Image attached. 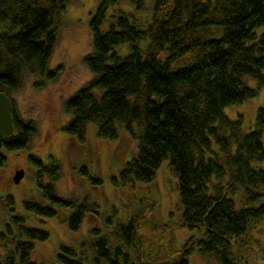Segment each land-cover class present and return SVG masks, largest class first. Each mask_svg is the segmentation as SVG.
I'll return each instance as SVG.
<instances>
[{"label": "trees", "instance_id": "16d2710c", "mask_svg": "<svg viewBox=\"0 0 264 264\" xmlns=\"http://www.w3.org/2000/svg\"><path fill=\"white\" fill-rule=\"evenodd\" d=\"M72 1L0 0V92L10 96L26 74L38 75L36 86L56 79L60 69L49 63L62 14ZM120 1L101 0L90 20L93 49L84 63L93 77L65 101L72 117L63 130L83 142L88 124L96 122L102 138L117 139L122 129L136 140V153L112 176L116 184L151 182L168 160L178 174L179 225L196 228L201 236L190 237L173 261H143L140 256L151 255L145 240L137 244L132 216L119 219L111 233L89 227L79 250L61 245L57 258L62 264H189L197 247L219 264H241L234 244L264 217V203L246 205L241 191L255 199V189L264 184V168L253 165L264 161V107L249 132L243 115L232 119L224 109L264 87V31L257 34L264 28V0H127V9L109 13ZM247 75L258 88L245 83ZM13 123L11 135L0 134V166L7 160L3 150L28 148L36 133L35 122L20 118L14 107ZM29 161L47 202L26 199L27 211L53 217L59 208L72 209L67 221L73 230L88 213L99 214L91 193L82 199L57 193L58 161L47 163L33 153ZM81 170L90 180L102 181L87 166ZM239 192L241 207L236 204ZM7 198L14 203L12 195ZM26 222L25 216L10 214L0 232L7 249L0 264H48L32 260L31 251L34 241L46 240L49 232Z\"/></svg>", "mask_w": 264, "mask_h": 264}, {"label": "rangeland", "instance_id": "374dc122", "mask_svg": "<svg viewBox=\"0 0 264 264\" xmlns=\"http://www.w3.org/2000/svg\"><path fill=\"white\" fill-rule=\"evenodd\" d=\"M100 1L73 0L63 12L58 39L49 63L51 69H60L56 79L36 86L38 75L26 74L22 86L10 93L15 113L24 120L34 121L36 133L31 137L28 148L3 150L7 160L0 166V232L9 223L10 214L25 216L27 224L49 232L46 240L34 241L31 259L48 264H62L57 258L61 245L79 250L89 227L98 226L102 233H111L119 219L127 221L133 216L138 225L137 244L145 240V251L151 255L140 256L143 261L149 258L173 261L175 252L188 243L190 237L199 238L201 234L196 228L179 225L182 206L179 203L178 174L172 171L169 161L161 163L151 182L116 184L112 176L118 175L126 161L136 153V140L122 129L117 139L102 138L97 134L96 122L88 124L83 142L63 130L72 117L65 110V101L93 77L92 71L84 63V57L93 49L90 20ZM127 2L121 0L109 13L119 8L127 9ZM145 14L141 13L139 16ZM263 31L264 28H259L258 36ZM244 80L248 86L258 88V82L253 77L247 75ZM258 90L256 96L241 103L229 104L224 109L232 119L243 115V128L246 132L255 129L257 111L264 107V87ZM262 141L264 144V132ZM30 153L38 155L47 163L52 158L58 161L62 174L54 183L57 193L66 198L79 199L91 193L98 200L99 214L93 216L88 213L80 227L73 230L67 221L72 209L59 208V214L53 217L27 211L24 207L26 199L47 202L37 186L35 167L29 161ZM253 165L264 168V161L253 162ZM84 166L88 167L90 174L99 176L102 181L90 180L85 169L81 170ZM18 169H24V176L19 182H15L14 175ZM47 180L45 177V181ZM241 191L246 205L255 207L264 203V184L255 189L258 193L255 199H248L249 194H244L242 188ZM8 195L14 197V203L9 202ZM153 196H156L155 200ZM241 196L239 192L237 207L242 205ZM6 251L0 237V259ZM233 251L241 264H264V217L252 224L247 236L239 238ZM135 256L137 257L133 254V261H136ZM189 264L219 263L213 257L202 256L195 247L189 254Z\"/></svg>", "mask_w": 264, "mask_h": 264}, {"label": "water", "instance_id": "95a60500", "mask_svg": "<svg viewBox=\"0 0 264 264\" xmlns=\"http://www.w3.org/2000/svg\"><path fill=\"white\" fill-rule=\"evenodd\" d=\"M13 131V102L10 96L0 92V134L9 136ZM23 176L24 169H18L14 175L15 182H19Z\"/></svg>", "mask_w": 264, "mask_h": 264}]
</instances>
